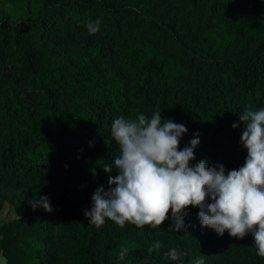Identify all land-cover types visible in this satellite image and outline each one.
<instances>
[{"label": "trees", "instance_id": "1", "mask_svg": "<svg viewBox=\"0 0 264 264\" xmlns=\"http://www.w3.org/2000/svg\"><path fill=\"white\" fill-rule=\"evenodd\" d=\"M37 1L32 17L0 14V208L9 198L16 214L0 225L6 264H264L251 232L202 227L198 207L179 232L171 211L157 228L84 215L98 187H115L119 169L103 166L120 155L121 116L184 124L179 149L199 140L190 166L244 165L238 117L264 109V0Z\"/></svg>", "mask_w": 264, "mask_h": 264}, {"label": "clouds", "instance_id": "2", "mask_svg": "<svg viewBox=\"0 0 264 264\" xmlns=\"http://www.w3.org/2000/svg\"><path fill=\"white\" fill-rule=\"evenodd\" d=\"M99 25L100 20L89 23V33L98 32ZM238 118L247 121L241 136L247 157L242 167L227 175L222 165L209 167L200 161L190 166L198 138H193L189 147L179 149L180 138L187 129L182 123L162 121L161 112L154 113L150 120L143 114L135 120L123 116L115 119L111 134L120 155L113 164L104 165L103 171L110 173L115 166L119 174L115 178L109 176L108 184H114V188L105 192L101 186L95 190L91 211H86L85 217L97 227L108 218L121 228L126 222L138 228H157L171 211L175 221L172 230L179 232L182 215L187 214L184 210L198 207L202 227L220 235L227 230L230 236L241 239L251 232L257 254L264 257V109L245 110ZM206 198L211 202H206ZM37 203L45 211H52L47 197ZM159 247V242L153 246ZM126 252L127 249L122 251L120 257ZM167 255L175 261L181 253L172 249ZM195 264L202 261L198 259Z\"/></svg>", "mask_w": 264, "mask_h": 264}, {"label": "rangeland", "instance_id": "3", "mask_svg": "<svg viewBox=\"0 0 264 264\" xmlns=\"http://www.w3.org/2000/svg\"><path fill=\"white\" fill-rule=\"evenodd\" d=\"M38 6L37 0H14L6 2L0 0V14H7L11 18L18 16L32 17ZM16 216L12 200L6 198L0 208V225ZM0 264H6L5 258L0 254Z\"/></svg>", "mask_w": 264, "mask_h": 264}]
</instances>
